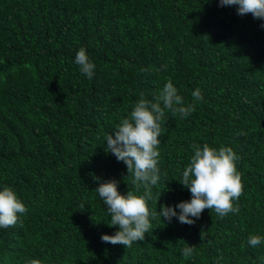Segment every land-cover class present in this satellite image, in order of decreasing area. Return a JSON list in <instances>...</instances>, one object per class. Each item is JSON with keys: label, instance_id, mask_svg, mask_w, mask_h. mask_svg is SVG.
<instances>
[{"label": "trees", "instance_id": "obj_1", "mask_svg": "<svg viewBox=\"0 0 264 264\" xmlns=\"http://www.w3.org/2000/svg\"><path fill=\"white\" fill-rule=\"evenodd\" d=\"M261 24L219 0H0V190L12 187L27 208L0 229V264H264V242L248 244L264 237ZM81 47L92 79L75 63ZM169 79L195 111L165 113L150 210L191 199L178 181L191 146L207 143L240 157V211L205 209L192 225L157 215L131 248L103 242L118 228L107 224L93 174L134 190L105 138Z\"/></svg>", "mask_w": 264, "mask_h": 264}, {"label": "clouds", "instance_id": "obj_2", "mask_svg": "<svg viewBox=\"0 0 264 264\" xmlns=\"http://www.w3.org/2000/svg\"><path fill=\"white\" fill-rule=\"evenodd\" d=\"M219 4L221 7L236 6L238 15L251 14L255 19L264 21V0H219ZM261 27L264 28V24ZM75 63L81 74L92 79L95 64L90 61L83 47L77 52ZM192 97L195 101L203 99L199 88L192 92ZM194 111L195 105H185L183 97L169 79L152 99L141 94L130 116L121 119L115 130L106 136L105 151L127 166L128 176L124 179L127 183V178L131 177L134 190L129 189L126 194H122L118 180H101L93 174L94 181L99 182L94 191L98 193L110 217L107 224L118 228L113 235H102L103 242L131 248L134 242L144 240L146 233L153 230L150 218L154 219L157 215L168 222L175 217L182 224L192 225L205 209L214 211L220 217L239 213V206L234 202L239 200L244 191L241 174L236 167L240 157L231 147L217 149L207 143L202 147L199 144L191 146L194 155L190 157V163L183 169L182 179L178 181L190 191L191 199L171 207L163 205L160 211L150 210L148 206V202L154 199L153 187L161 179L158 158L161 122L165 113L186 118ZM141 190L143 194L138 195ZM19 198L12 187L5 186L0 190V229L15 226L19 221L18 214L27 212ZM262 242L264 237L259 235H251L248 240V244L253 247ZM181 251L185 259L190 258L195 246H185ZM26 264H41V261L29 259Z\"/></svg>", "mask_w": 264, "mask_h": 264}]
</instances>
